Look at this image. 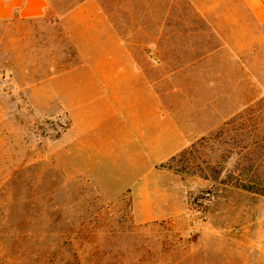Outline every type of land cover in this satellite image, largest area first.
<instances>
[{"label": "rangeland", "instance_id": "374dc122", "mask_svg": "<svg viewBox=\"0 0 264 264\" xmlns=\"http://www.w3.org/2000/svg\"><path fill=\"white\" fill-rule=\"evenodd\" d=\"M101 3L110 15L119 8L131 51L135 40V52L168 59L217 53L198 71L157 83L179 85L184 111L199 104L202 124L215 127L169 169L106 191V174L66 150L71 119L52 92L61 81H49L78 63L72 47L55 30L41 36L0 23V264H264V197L228 185L242 172L264 177V61L248 70L232 60L186 0ZM160 64L153 61L154 81L176 65ZM142 193L160 202L145 203ZM152 212L160 218L142 219Z\"/></svg>", "mask_w": 264, "mask_h": 264}, {"label": "crops", "instance_id": "0c3cea01", "mask_svg": "<svg viewBox=\"0 0 264 264\" xmlns=\"http://www.w3.org/2000/svg\"><path fill=\"white\" fill-rule=\"evenodd\" d=\"M186 1L202 22H209L210 34L232 60L248 70L255 69L250 64L264 61V0ZM115 13L120 14L117 6L110 15L101 0H0V23L23 24L41 36L48 34L44 29L55 30L72 47L78 63L52 74L49 81H61L52 92L57 107L71 119L64 133L66 150L88 158L92 171L106 174V183L99 179L106 191L136 188L138 182L150 180L157 172L154 167L208 137L215 127L211 121L202 124L199 104H188L189 111H184L177 100L179 85L157 83H172L173 75L188 76L217 53L168 59L135 52V40L131 51ZM218 20L224 21L225 33ZM35 24L41 27L36 29ZM94 45L103 51H90ZM154 60L164 69L165 61L176 65L154 81ZM144 187L142 183L140 189ZM141 195L145 203L160 202L153 194ZM145 216L142 219L160 218L155 212Z\"/></svg>", "mask_w": 264, "mask_h": 264}, {"label": "trees", "instance_id": "16d2710c", "mask_svg": "<svg viewBox=\"0 0 264 264\" xmlns=\"http://www.w3.org/2000/svg\"><path fill=\"white\" fill-rule=\"evenodd\" d=\"M207 141H208V137H203L198 141L197 144L199 146L203 147ZM190 147H188V148H190ZM187 149H185L183 152H185ZM183 152H181L180 154H182ZM174 158L175 157L171 158L166 163L167 168H168V166H167L168 163L171 160H173ZM218 184H225V182H218ZM228 185H230L232 188L240 189V190H242L246 193H249L251 195L264 197V177L260 178L257 176H251V175L246 174L245 172H242V173L238 174L237 178H235L233 181H228Z\"/></svg>", "mask_w": 264, "mask_h": 264}]
</instances>
